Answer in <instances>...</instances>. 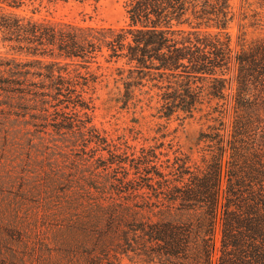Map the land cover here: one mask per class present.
I'll return each mask as SVG.
<instances>
[{"label":"trees","instance_id":"trees-1","mask_svg":"<svg viewBox=\"0 0 264 264\" xmlns=\"http://www.w3.org/2000/svg\"><path fill=\"white\" fill-rule=\"evenodd\" d=\"M228 9L229 0H127L129 22L122 27L5 18L3 26L31 54L53 61L46 73H37L45 78L38 84L26 77L0 79V89L40 96L46 112L48 106L70 107L74 118L60 114L57 128H85L90 140L103 138L87 125V113L82 111L83 119L76 110L90 108L92 98L83 95L90 80L79 71L62 74L67 66L54 74L59 59L66 60L64 65L88 67L105 47L108 57L131 64L124 95L132 94L141 74L172 78L179 88L170 96L189 111L202 95L226 100L225 90L231 88L232 119L226 125L221 117L213 132L201 133L206 146L200 164L177 158L165 172L157 166L155 152L142 150L129 164L133 178L119 165L125 171L113 177L116 193L142 200L112 199L106 205L104 216L108 226L118 229L120 253L132 251L153 264H264V34L245 43L242 32L240 48L233 51L229 34L223 33L233 17ZM193 20L197 25L212 22L218 31L173 27ZM231 64L234 75L229 78L224 70ZM17 65L14 72L29 74ZM123 71L118 68L121 75ZM103 166L107 170L110 165ZM153 207L160 214L156 219L148 215Z\"/></svg>","mask_w":264,"mask_h":264},{"label":"rangeland","instance_id":"rangeland-1","mask_svg":"<svg viewBox=\"0 0 264 264\" xmlns=\"http://www.w3.org/2000/svg\"><path fill=\"white\" fill-rule=\"evenodd\" d=\"M126 1L0 0V79L26 77L27 82L38 84L45 78L37 73H46V65L53 61L31 54L3 26L5 18L122 27L129 22ZM228 10L233 17L223 33L229 34L233 51L240 48L242 32L245 43L264 34V0H229ZM192 26L200 32L218 31L212 22L173 24L176 29ZM108 53L104 47L88 67L64 65L63 59L53 67L54 74L67 66L66 71L60 70L62 74L79 71L89 78L83 95L92 98L90 108L76 110L83 119L82 111L87 113V125L103 140H90L85 128L77 126L58 129L60 114L74 118L70 107L55 110L47 105L46 112L40 96L0 89V264H153L132 251L120 253L118 229L106 222V205L112 199L142 202L116 193L113 177L125 171L119 165L129 169L128 178H133L129 164L142 150L155 152L154 160L165 172L177 158L188 159L191 166L200 164L206 146L201 133L213 132L221 117L226 125L232 119L231 88L225 90L226 100L200 96L190 111L170 96L179 88L172 78L141 74L134 79L139 84L132 86V94L124 95L131 64ZM16 63L18 70L29 74L14 72ZM118 68L124 70L122 75ZM224 71V76L233 77V64ZM104 164L110 165L107 170ZM143 191L151 196V191ZM157 211L153 207L148 215L156 219Z\"/></svg>","mask_w":264,"mask_h":264}]
</instances>
